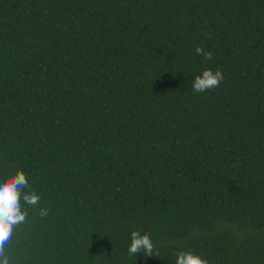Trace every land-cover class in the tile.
<instances>
[{"label": "trees", "instance_id": "trees-1", "mask_svg": "<svg viewBox=\"0 0 264 264\" xmlns=\"http://www.w3.org/2000/svg\"><path fill=\"white\" fill-rule=\"evenodd\" d=\"M206 69L225 79L194 94ZM17 169L51 210L19 264H264V0H0ZM134 230L158 257L128 256Z\"/></svg>", "mask_w": 264, "mask_h": 264}, {"label": "clouds", "instance_id": "clouds-1", "mask_svg": "<svg viewBox=\"0 0 264 264\" xmlns=\"http://www.w3.org/2000/svg\"><path fill=\"white\" fill-rule=\"evenodd\" d=\"M198 55L206 60L213 59L211 51L197 46ZM221 70L206 69L197 75L192 88L194 94L214 91L224 81ZM42 197L32 187L28 175L20 169L7 176H0V264H19V252L15 247L26 225L30 224V210L38 209V217H48L50 208L40 207ZM128 256L158 257L159 251L150 233L134 230L130 234ZM175 264H209V261L191 250H180L175 254Z\"/></svg>", "mask_w": 264, "mask_h": 264}]
</instances>
